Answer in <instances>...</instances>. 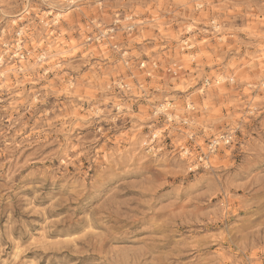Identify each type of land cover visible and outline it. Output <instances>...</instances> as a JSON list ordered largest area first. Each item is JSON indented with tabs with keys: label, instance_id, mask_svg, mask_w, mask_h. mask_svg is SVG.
Instances as JSON below:
<instances>
[{
	"label": "rangeland",
	"instance_id": "rangeland-1",
	"mask_svg": "<svg viewBox=\"0 0 264 264\" xmlns=\"http://www.w3.org/2000/svg\"><path fill=\"white\" fill-rule=\"evenodd\" d=\"M43 4L0 0V264H264V0ZM119 10L128 63L85 40Z\"/></svg>",
	"mask_w": 264,
	"mask_h": 264
},
{
	"label": "built area",
	"instance_id": "built-area-1",
	"mask_svg": "<svg viewBox=\"0 0 264 264\" xmlns=\"http://www.w3.org/2000/svg\"><path fill=\"white\" fill-rule=\"evenodd\" d=\"M26 1L28 2V0ZM33 1H39L42 4L44 2L43 0H30V2H33ZM46 1L48 2V0ZM103 1L105 0H63V2L66 5L72 7L71 10L74 8H77L79 5H82L84 3L85 4H89V3L99 4V3H102ZM43 5H45L46 8L51 9L46 4H43ZM202 7L203 5L201 3H197L196 5L197 9H201ZM53 12H55L53 9L50 10V15H52ZM136 18L137 17L131 11L119 10L114 13L112 22L108 25H105L101 20L91 19L87 21L85 25V28L89 30V32L86 33L85 40L89 44L107 45L108 47L112 48L116 52L121 53V57L124 60V62L128 63V60L124 59V57L127 54V51L126 49L123 48L122 43L120 42L119 38L120 36L130 34L137 29ZM56 20L57 19H55L54 21ZM211 27L214 29L217 28V24L214 20L211 21ZM22 35H23L22 32H18L16 44H15L14 51H13V57L19 61L27 60L31 56V51L23 47L24 40L22 38L23 37ZM45 58L46 56L44 53L37 56V59L40 61L45 60ZM1 62H2V58H0V63ZM139 69L143 70L147 74V78H150L153 76V73L159 69V63L156 60H151V61L144 60L139 63ZM181 70H182V67L179 64H174V65L166 67V73L174 78L180 76ZM132 78H134V76ZM229 81L232 82L234 81V79L230 78ZM219 82L220 80L218 78H215V79L206 78L203 81L202 89H205V87L211 85L212 83H219ZM136 84H137V87H141V86H138L140 84L137 81H136ZM114 86H115L114 89L117 90L119 94H123V98H125L128 95V93H130L133 89L132 83L125 79L124 80L121 79L115 82ZM162 107H164V105H162L161 108L159 109H162ZM187 108L191 110L195 109V107L193 106V103L187 104ZM116 110L120 112L123 110V108L121 107V105H117ZM165 111L169 112V109L166 108ZM157 113L158 111L155 110V114ZM158 114L165 117V123L175 121V118H174L175 115L171 111L169 113H164V114L158 113ZM182 123L187 124L188 120L187 119L182 120ZM157 131H160V130H154L148 136V148L150 151L158 147L156 145L157 140L162 138L163 134H165V136L168 138L170 137L167 131V128L164 129L162 132L160 131L159 134ZM189 138L192 139L193 135H190ZM231 140H232L231 135L217 136L213 140H211V142L209 143L208 151L210 153H213L221 143L229 144ZM179 147L181 149L182 154L189 155V147H186V146H179Z\"/></svg>",
	"mask_w": 264,
	"mask_h": 264
},
{
	"label": "bare ground",
	"instance_id": "bare-ground-1",
	"mask_svg": "<svg viewBox=\"0 0 264 264\" xmlns=\"http://www.w3.org/2000/svg\"><path fill=\"white\" fill-rule=\"evenodd\" d=\"M30 1V0H28ZM43 3H46L50 8H55L57 10L63 9V6H65L68 10H71V6L66 5L63 0H48V2L46 0H43ZM54 10V9H53ZM58 15H62V13H59ZM58 17V16H57ZM58 19V18H57ZM61 44V43H60ZM69 45V44H68ZM66 52V51H64Z\"/></svg>",
	"mask_w": 264,
	"mask_h": 264
}]
</instances>
